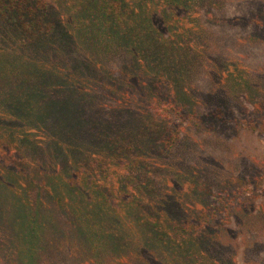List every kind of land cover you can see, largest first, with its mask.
<instances>
[{
    "label": "rangeland",
    "instance_id": "374dc122",
    "mask_svg": "<svg viewBox=\"0 0 264 264\" xmlns=\"http://www.w3.org/2000/svg\"><path fill=\"white\" fill-rule=\"evenodd\" d=\"M185 4L139 39L61 7L27 44L0 24V264L19 199L51 220L41 188L77 175L121 194L86 214L123 248L71 240L45 264H264V0Z\"/></svg>",
    "mask_w": 264,
    "mask_h": 264
},
{
    "label": "trees",
    "instance_id": "16d2710c",
    "mask_svg": "<svg viewBox=\"0 0 264 264\" xmlns=\"http://www.w3.org/2000/svg\"><path fill=\"white\" fill-rule=\"evenodd\" d=\"M185 2L186 0H0V24L17 28L27 44L37 39L41 33L54 32L52 13L55 8L61 7L68 11V17L75 18L77 28H87L90 24L97 23L109 28L112 38H115V30H121L123 36L117 32V37L139 39L141 36L153 35L154 24L161 19L169 21L171 29L176 27L184 15ZM161 46L167 48L169 45ZM19 110L25 114L22 109ZM101 167L103 168L104 164ZM79 179L77 175L63 182L60 178L58 180L49 177L41 188L48 200L58 202V207L52 209L57 210L58 214L54 211L55 216L53 215L51 220L45 221L41 206L31 208L30 203L25 201L26 198L19 199L18 206L13 207L7 214L12 226L8 228L11 235L9 240L14 242L13 246L5 247L4 256L8 264H45V260L49 258H59L57 253L71 240L78 241L83 247L99 249L100 240L106 237L109 251H121L124 240L119 234H109L101 227L102 238L96 240L99 236L96 228L102 226L103 216L100 215L96 222L86 214L89 211L95 213V208H99L100 203L105 204L108 209L116 208L115 203L122 199L121 194L113 195L101 184L97 185L100 190L96 200L91 195L88 196L92 191L89 190L90 185L88 184V188L87 184H81ZM68 208L74 209L79 219L71 220ZM5 209L7 207L0 208L2 211ZM62 213L68 216L70 222L65 223L62 220L59 216ZM2 217L4 215L0 216V221ZM146 225H151L148 230L154 231L159 222H146ZM158 233L163 238V234ZM100 250L103 249L100 247Z\"/></svg>",
    "mask_w": 264,
    "mask_h": 264
}]
</instances>
